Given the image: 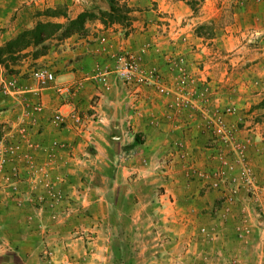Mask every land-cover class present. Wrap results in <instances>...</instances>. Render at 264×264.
I'll use <instances>...</instances> for the list:
<instances>
[{
    "label": "crops",
    "instance_id": "1",
    "mask_svg": "<svg viewBox=\"0 0 264 264\" xmlns=\"http://www.w3.org/2000/svg\"><path fill=\"white\" fill-rule=\"evenodd\" d=\"M126 2L140 7L129 33L118 25L105 28L95 22L85 35L61 40L35 61L54 74L52 83L39 85L32 74L24 77L23 68L16 67L0 123L26 113L35 126L27 130L32 145L22 141L18 154L25 191L20 208L11 206L12 184L0 178L3 264H264V225L240 222L245 216L238 205L227 209L223 203L214 209L221 195L203 176L216 146L201 108L210 110L213 103L205 106L196 99L189 107L175 108L173 97H163L152 87L127 86L112 72L114 54L124 50L170 84L168 58L179 54L187 63L182 43L186 28L164 36L150 32L153 27L145 31L141 24L160 17L180 24L189 15L188 5L178 0ZM236 4L203 0L201 23L229 26L222 46L218 33L209 50L200 43L197 56L203 65L205 53L218 54L224 47H232L236 67L253 57L260 60L255 67L261 65L264 0ZM23 25L15 20L10 30ZM10 30L1 40L14 36ZM249 37L255 44L245 43ZM99 75L106 76V84L96 79ZM14 105L20 109L11 112ZM34 105L41 111L33 113ZM57 112L64 117L60 125L52 120ZM248 119L237 114L225 121L243 135L251 131ZM29 162L42 168L59 191L57 199L35 191L40 206L34 212L26 203L33 195L26 192L33 185ZM261 172L257 176L264 181ZM189 175L195 178L189 180ZM33 215L28 223L25 218ZM44 251L50 253L48 260Z\"/></svg>",
    "mask_w": 264,
    "mask_h": 264
},
{
    "label": "rangeland",
    "instance_id": "2",
    "mask_svg": "<svg viewBox=\"0 0 264 264\" xmlns=\"http://www.w3.org/2000/svg\"><path fill=\"white\" fill-rule=\"evenodd\" d=\"M242 2L243 0H236V5H242ZM54 4H51L50 0L48 2L47 0H0V113L6 108V106L4 107L5 93L14 87L12 80H15L13 76L17 73L16 67L23 68L26 72L24 77L33 75L38 69L43 68L35 61L48 55L61 40L65 39L66 29H58L50 37L39 42L38 39L42 33L40 30L35 31L39 24H60L66 27L79 15L91 14L93 19L87 20L83 31L75 34L85 35L88 25L95 22L100 23L98 12H109L111 6L110 0H60L59 3ZM118 4L125 5L129 9L128 20H123L118 25L129 33L133 22L137 21V14L133 13L137 12L140 7L137 6V3L129 7L126 0H121ZM201 7L202 3L196 10H192L188 6L189 15L180 24H175L174 20L162 19V17L147 20L141 24L145 31L153 27L150 32L164 36L169 32L175 34L179 29L186 28L182 43L185 44L187 63H185L184 56L179 54L174 53L173 58H168L167 62L171 64V83L167 86L163 83L166 87V94H158L163 97H173L176 103L175 108L189 107L190 102L196 99L205 102V106H208L209 102L213 103L210 110H206V107L201 110L206 113V128L211 133L210 141L216 146V151L209 157L211 168L203 172V176L208 177L207 184L210 189L221 195L214 209H218L223 203H227V209L238 205V210L240 212L242 210L240 214L245 216L241 218L240 222L261 226L264 225V181H261L257 175L262 171L261 174L264 177V57L258 67L255 66L259 64L260 60L254 57L248 60L246 65L236 67L237 65L233 64L234 51H232V47L226 49L224 47L218 54L214 51L205 53V65H203L202 59L197 56L198 49L201 48L200 43L207 44L206 47L209 50L212 36L218 33L222 46V37L226 34L229 26L201 23L200 18L205 15ZM122 14L124 15V13ZM15 20L22 21L24 25L19 27L18 31L11 32L10 29L13 28ZM112 26L116 25L107 27ZM9 30L14 36L6 41L1 40L2 34ZM32 31L35 32L31 35L27 34ZM24 32L27 35L19 40L18 37ZM48 33L50 30H47L46 34ZM15 41L17 42L14 46L7 49V45L13 44ZM255 42L256 39L250 37L245 40L248 45H253ZM144 47L151 49L150 44H145ZM177 48V46H173L174 50ZM190 55L193 56L191 59ZM242 61L243 59H240L239 64ZM35 106H32L33 113L38 112ZM19 109V106L14 105L11 112ZM228 110L232 111V115H248V120H250L248 128L251 131L240 135L239 130L229 126L226 121L231 132V141L225 143L215 138L209 123L215 118V115H223L224 120L227 116H232L225 115ZM25 114L21 116L19 114L18 118L14 117L15 119L0 123V156L9 154L7 159L10 156L4 171H0V178L6 181L8 178L7 182L12 184L9 186V196L12 201L11 206L14 208H20L19 198L25 193V191L22 192L24 187L20 184L21 171L18 154L22 148V141L27 139L28 146L32 145L27 130L30 131L35 126L34 118L28 116L29 119H26ZM239 124L242 123L239 122ZM212 165L214 166L212 167ZM5 171L7 173L4 175ZM27 174L33 185L26 192H31L33 197L30 196L26 203L33 208L34 212L40 206L34 199L35 191L44 192L47 194L46 196L59 193V191L54 185V180L47 179V173H44L42 168L39 170L32 162L28 164ZM190 174H194L193 171ZM217 175H219L220 183L215 185L216 179H218ZM189 177V180L195 178L193 175H189ZM42 185L43 190L40 187ZM36 186L39 188L36 189ZM34 219V215L25 218L28 223ZM54 220L56 219L54 218ZM5 256L0 257V264L4 263ZM43 258L49 259L44 255ZM16 264L19 263L16 262Z\"/></svg>",
    "mask_w": 264,
    "mask_h": 264
},
{
    "label": "built area",
    "instance_id": "3",
    "mask_svg": "<svg viewBox=\"0 0 264 264\" xmlns=\"http://www.w3.org/2000/svg\"><path fill=\"white\" fill-rule=\"evenodd\" d=\"M114 66L112 68L113 75L116 79L121 81L123 84L127 86H136V87H152L156 90L157 93L166 94V87L162 82L161 76L152 70L145 69L136 58V56L127 51H120L114 54L113 56ZM35 80L39 83V85H48L54 81V74L50 72L46 68H40L36 72L33 73ZM100 83L106 84V76H97L96 78ZM36 111H41V106H35ZM232 111L228 110L225 112V115H232ZM224 115V116H225ZM223 115H215V118L210 121V129L214 134L215 138L222 142L231 141V132L228 128L226 121L222 117ZM77 117V116H76ZM54 123L62 124L64 122V117L60 113H56L52 118ZM75 122H79L80 119L77 117L74 119ZM0 156V171L3 172L6 164H7V156ZM7 172H4V175ZM10 176V174H9ZM218 179H216L215 185L220 183L219 175ZM5 179V178H4ZM8 181V178H7ZM215 181V180H214ZM54 199L59 198V193H53L49 195ZM61 198V196H60ZM45 258H50V253L48 251H44L43 253Z\"/></svg>",
    "mask_w": 264,
    "mask_h": 264
},
{
    "label": "trees",
    "instance_id": "4",
    "mask_svg": "<svg viewBox=\"0 0 264 264\" xmlns=\"http://www.w3.org/2000/svg\"><path fill=\"white\" fill-rule=\"evenodd\" d=\"M121 0H110V8L109 12H98L99 17L98 20L100 23L104 26L107 27L108 25H120L123 20H128L127 15L129 13V9L125 5H119L118 2ZM178 1H183L185 2L192 10H196L200 6V4L203 2V0H178ZM124 13V15L122 14ZM92 15L91 14H81L78 16L76 20H73L69 22L68 26L60 25V24H39L37 26V29L35 31L40 30L42 34L40 39L38 41L40 42L44 38H48L52 35V33L55 32V30L58 29H66L64 33V38H68L72 35L79 34L80 32L83 31L84 29V24L87 20H92ZM47 30H50V33L46 34ZM35 31L29 32L27 34L31 35ZM26 32L20 34L18 39L24 38V36L27 35ZM44 36V37H43ZM17 41H15L13 44L7 45V49H11L14 44Z\"/></svg>",
    "mask_w": 264,
    "mask_h": 264
}]
</instances>
